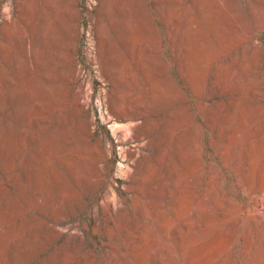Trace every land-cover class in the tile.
<instances>
[{"label": "rangeland", "instance_id": "obj_1", "mask_svg": "<svg viewBox=\"0 0 264 264\" xmlns=\"http://www.w3.org/2000/svg\"><path fill=\"white\" fill-rule=\"evenodd\" d=\"M8 10L24 16L13 32ZM63 28L80 32L85 107L114 145L101 177L61 96ZM107 94L156 121L139 184L120 150L138 143L118 145ZM112 194L139 196L124 221L107 220ZM0 264H264V0H0Z\"/></svg>", "mask_w": 264, "mask_h": 264}, {"label": "bare ground", "instance_id": "obj_2", "mask_svg": "<svg viewBox=\"0 0 264 264\" xmlns=\"http://www.w3.org/2000/svg\"><path fill=\"white\" fill-rule=\"evenodd\" d=\"M8 13L9 15L7 16L9 17L7 19H9V21L6 25H8L10 31L13 32L15 31L16 28L20 26V23L24 19V16L18 21V20H15L14 18L12 19L11 11L8 10ZM89 16L91 15L89 14ZM47 27L48 25L45 23L43 25V28L47 30L46 29ZM61 35H62L61 36L62 53L59 55L60 68H61L60 84L62 85L61 86L62 87L61 96H63L67 102V106L69 109V119H70L72 130L74 129L77 132V135L79 136L81 140V143L84 145L86 151L88 152L89 164L95 170L97 176L101 177L104 172L100 170V168L98 167V163L101 160L104 163L109 162V159L111 158V155H112V151L114 149V145L110 141L106 140L107 144L105 148L102 147L101 138L98 137L96 129L92 128L93 118H94L93 111H89L85 107V99L88 98V94H87L88 86H91L92 84L89 80L88 82H86L85 80L82 79L81 77L82 74L80 72L79 67L77 66L78 65L77 50H78V41H79L80 32L77 31V29H74L73 34L68 33L67 35V30L63 28ZM65 35H67V37H65ZM36 36L38 38L43 37L42 34H37V32H36ZM101 42H103L105 46V51L107 53L106 59L109 65L110 64L112 65L111 43H110V38H109L107 31L103 32L101 36ZM93 47L95 48L94 45L92 46V48ZM26 49H27V52L31 55L32 65H38L39 63L38 59L41 57V54H39V58H38V53L34 49V46H32L31 44L27 46ZM11 55L13 56V54L10 53V57H12ZM88 61L90 64L96 62L97 66H99V69H98L99 76L104 77L103 71L101 69L102 62L101 61L99 62L97 58L91 57V56L88 58ZM16 94H17L16 88H14L13 91L9 92L8 97L10 98V101H12L13 95H16ZM103 105H104L106 112L109 115V117L106 120L107 123L111 124L110 126L114 134L118 132V135L116 136L117 142L119 143L118 145H124V143L126 142L138 143L137 144L138 149L136 151H133L129 148L128 149L120 148V150H121V154L123 155V157L126 159L132 160V163H133L131 168L125 165L126 170L124 171V175H123L124 179L128 181V183H130L131 185L133 184L135 185V183L139 184V174H141L142 170L144 171L147 168L150 162V158L152 156V152L150 151L152 144H155V143L158 145L160 144L159 139L155 138L156 140L154 141L153 138L151 137L152 133L156 131V121L150 119L149 118L150 113L146 109H142L141 107H139V105H133V106L120 105L118 102L116 103V105H114L112 103L111 97L108 94L103 99ZM110 119H113V120L110 121ZM115 120L127 121L129 124L127 127L124 126L126 127V129L124 130L120 127L121 125L117 126ZM72 124H75V125L73 126ZM137 165H140L138 166L139 168H141L140 171H138L137 168H135ZM260 181L261 180L254 177L250 182L248 192H246L247 199H249V203L252 205V212H253L254 218H257L258 216V212L256 210V203H257V195L260 194L259 193L260 192L259 188L261 187ZM130 186L124 188L126 193L130 191V188H129ZM138 197L139 196L137 194L128 197L129 199V203H128L127 199L124 197L118 198L117 200L115 195L113 194L111 198H109V196L108 197L106 196L102 200V204L105 206V209L107 211V220H119V221L126 220V218L129 216V211L131 210L129 209V206H131L132 204L137 205L139 201ZM114 202H116V204H114ZM51 230L55 233L57 232L56 229H54V227H52ZM105 230H106V233L111 232V228L108 225L105 227Z\"/></svg>", "mask_w": 264, "mask_h": 264}]
</instances>
